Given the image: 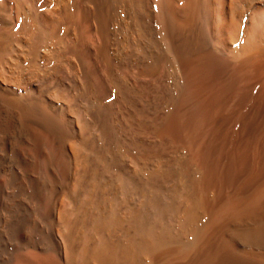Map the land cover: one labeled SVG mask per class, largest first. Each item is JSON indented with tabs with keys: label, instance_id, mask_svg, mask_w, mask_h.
<instances>
[{
	"label": "bare ground",
	"instance_id": "obj_1",
	"mask_svg": "<svg viewBox=\"0 0 264 264\" xmlns=\"http://www.w3.org/2000/svg\"><path fill=\"white\" fill-rule=\"evenodd\" d=\"M0 264H264V0H0Z\"/></svg>",
	"mask_w": 264,
	"mask_h": 264
}]
</instances>
